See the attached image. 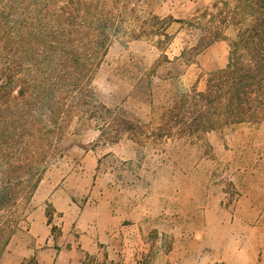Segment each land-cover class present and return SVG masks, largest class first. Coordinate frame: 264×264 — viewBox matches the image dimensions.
Instances as JSON below:
<instances>
[{
	"label": "rangeland",
	"instance_id": "374dc122",
	"mask_svg": "<svg viewBox=\"0 0 264 264\" xmlns=\"http://www.w3.org/2000/svg\"><path fill=\"white\" fill-rule=\"evenodd\" d=\"M212 5L213 0L153 3L158 14L172 19L169 61L153 40H113L94 75L91 115L75 116L66 134H58V150L1 264H21L57 247L65 219L46 199L44 186L57 171L54 178L60 179L95 167V160H83L89 151L100 156L91 187L106 191L102 198L91 192L81 198L79 215L87 202L101 199L129 218L115 245L100 243L82 264L92 257L107 264L144 258L147 264H264V121L191 135L162 119L180 92L204 90L210 72L227 64L229 39L211 43L191 62L181 56L201 37L196 11ZM37 214L46 223L33 226Z\"/></svg>",
	"mask_w": 264,
	"mask_h": 264
},
{
	"label": "trees",
	"instance_id": "16d2710c",
	"mask_svg": "<svg viewBox=\"0 0 264 264\" xmlns=\"http://www.w3.org/2000/svg\"><path fill=\"white\" fill-rule=\"evenodd\" d=\"M155 1L0 0V264L58 150V134L75 116L91 115L94 75L113 40H153L169 61L172 19L153 9ZM212 6L196 11L202 34L181 56L191 62L211 43L229 39L227 64L210 72L204 90L180 92L162 115L166 125L191 135L264 121V0ZM87 259L83 264H107Z\"/></svg>",
	"mask_w": 264,
	"mask_h": 264
},
{
	"label": "crops",
	"instance_id": "0c3cea01",
	"mask_svg": "<svg viewBox=\"0 0 264 264\" xmlns=\"http://www.w3.org/2000/svg\"><path fill=\"white\" fill-rule=\"evenodd\" d=\"M241 124L243 123L237 125ZM99 159V154L92 151L87 152L83 157L84 161L95 160L97 164ZM97 164L95 167L90 164L79 171L60 175V179L54 178L58 171L47 178L44 186L45 189L48 187L45 197L57 211L63 212L61 218L65 219V222L62 224V233L55 242L57 247L53 245L45 250H39L37 264H82L84 255L96 251L100 243L115 245L118 241L124 219L129 218L128 214L125 216L117 213L111 203L103 202L101 199L92 203L87 202L81 207L83 208L81 215L78 212L79 200L90 192L96 193L101 198L105 194V187L94 185L91 187V180L93 181L97 172ZM242 210L248 212L249 207H244ZM46 219L45 216L37 214L33 216L32 224L43 225ZM72 226L80 228L71 230Z\"/></svg>",
	"mask_w": 264,
	"mask_h": 264
}]
</instances>
